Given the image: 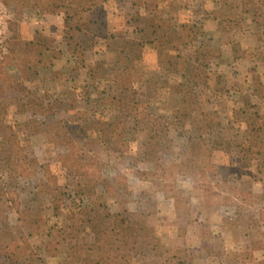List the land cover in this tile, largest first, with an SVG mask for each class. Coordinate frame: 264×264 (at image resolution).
Masks as SVG:
<instances>
[{
  "label": "trees",
  "instance_id": "trees-1",
  "mask_svg": "<svg viewBox=\"0 0 264 264\" xmlns=\"http://www.w3.org/2000/svg\"><path fill=\"white\" fill-rule=\"evenodd\" d=\"M107 1L48 0L44 4L40 0H5L6 5L12 6L11 17L14 20L9 22L8 35L16 42V50L0 61V105L5 108L8 95H13L16 102L11 107L13 122L9 121L10 115L0 113V215H14V221L10 224L9 220L0 217V259L29 250V239L46 234L48 240L35 252L42 257H61L60 264H132L140 258H156L162 264H187L176 255L169 254L160 237L150 236L146 225L138 222L135 214L124 204L115 205L116 210H112L107 203L103 205L98 196L100 189L103 192L106 185L102 171L97 166H90L88 156L73 143L69 144L67 153L58 156L68 173L67 184L63 186H59L48 165L41 164L35 156L26 152L30 142L26 139L28 136L23 135L26 132L31 136L37 134L42 119L51 114V109L40 102L49 98L54 87L52 78L60 74H79L86 70L90 77L94 72L107 77L105 82L112 93L97 101L93 118L78 126L79 131H88L101 142L103 138L115 142L123 141L131 130H141L147 138L145 157L157 163L172 150L176 136L173 133L177 131V135L184 139V151L190 154L180 162L179 169L189 171L193 190L201 194L203 204L234 206L241 210L240 205L253 207L257 199L249 191L244 192L234 184L230 186L228 167L202 161L201 139L196 136L193 122L210 133L220 131V137L212 142L213 150L234 152L241 169L254 167L255 175L264 172V164L258 160L264 156L263 107L254 104L250 96H244L243 107L232 111L231 118L223 125L219 114L205 110L202 103L205 92L220 100L226 91L223 86L218 89L222 77L212 70L210 41L205 38L202 22L206 18L211 19L222 33L234 35L246 22L264 24V0H232L228 11L211 10L202 19L187 23L179 22L176 17L162 20L155 0H130L132 6L140 7L144 13L143 27L138 32V39L110 38L115 42V61L112 65L96 59L105 54V45L102 46L92 33L98 24L95 10ZM227 2L220 0L217 6H226ZM60 10L64 11V20L71 26L64 32L57 48L58 57L48 47L42 34L35 32L26 38L16 36L17 21L23 22L25 19L22 16L27 11L47 18L56 16ZM259 41L263 43V48L258 51V56L264 57V41ZM198 43L195 57L186 56L185 51ZM166 44H176L180 50L169 57L166 66L155 78L147 79L131 55L156 51ZM58 58L68 59L61 71L54 69V61ZM170 84H176L180 89L179 102L169 105L176 130L163 113L154 111L148 103L124 101L115 94V90L134 92L145 85L163 92L165 97L169 94ZM219 91L221 95H218ZM225 95H229L228 91ZM32 178L36 179L37 193L50 195L52 207L44 208L38 200L33 202L35 204L22 207L17 193L5 191V179L16 183ZM102 195L106 196L105 193ZM95 196L102 203V209L98 206L99 216L111 222L108 234L101 230L99 221H84L81 212L65 210L66 200L82 206ZM173 202L175 209L183 203L178 196H174ZM258 216L259 221L264 222V208L258 209ZM69 221L72 222L69 224ZM200 228L201 249L208 251L214 260H222L225 247L221 235L206 222H202ZM90 233L95 240L88 246L89 256L82 258L78 248ZM107 237H113L118 245L126 248L127 254L100 257L98 253L102 251ZM259 250L261 243L252 241L237 258L241 259V264H264V260L257 261L251 253Z\"/></svg>",
  "mask_w": 264,
  "mask_h": 264
},
{
  "label": "rangeland",
  "instance_id": "rangeland-1",
  "mask_svg": "<svg viewBox=\"0 0 264 264\" xmlns=\"http://www.w3.org/2000/svg\"><path fill=\"white\" fill-rule=\"evenodd\" d=\"M46 4L48 0H40ZM220 0H155L159 16L162 20L173 17L181 23L203 18L211 10L228 11L232 0L226 6L219 5ZM12 6L5 0H0V12L5 20L6 31L0 39V61L16 50V42L8 35V27ZM56 16L42 18L36 12L27 11L22 21H17L16 36L26 38L35 32L42 34L47 45L58 57L57 48L61 44L64 32L71 26L65 22L63 10L57 11ZM97 27L92 33L97 36L102 46L105 45V54L97 56L106 64L112 65L115 61V42L112 36L139 38V30L143 27L144 13L140 7H134L130 0H108L95 10ZM14 23V22H12ZM205 38L210 41V55L212 70L222 78L221 85L228 91L220 100H215L211 93L202 94V103L205 110L216 111L223 125L231 118L232 111L243 107L244 96H250L251 101L264 109V57H259V50L264 41V24L244 23L234 35H225L217 23L211 19H204ZM263 35V36H262ZM191 45L185 55L193 59L195 48ZM176 44H166L162 49L152 52H136L131 55L139 68L146 74L147 79L155 78L161 68L166 66L170 56L179 51ZM69 59V57H67ZM67 58L56 59L54 69L61 71ZM33 60V57L29 58ZM70 62H74L71 60ZM53 91L47 100L40 104L51 109V114L42 119L38 133L31 136L28 132L30 146L26 149L29 155L35 156L41 164L50 167V172L57 178L59 186L67 184V170L63 168L58 156L67 153L70 143L88 156L90 166H97L102 172L105 184L103 192H99L103 205L116 210L117 204L124 206L135 214L138 222L146 225L150 236L160 237L162 244L169 254L176 255L187 264H241L237 255L244 252L250 242L261 243V250L251 251L257 261L264 260V222L259 221L258 209L264 208V172L255 175L254 167L243 170L234 152L213 150L212 142L218 137L219 130L207 132L198 123L193 122L196 136L200 137L202 145V161L229 168L230 186L236 185L244 192H251L257 199L253 207L242 204L241 210L234 206H209L201 202L198 191L193 190L189 171L179 169L182 160L190 154L184 151V139L175 134L172 150L162 157L159 163L145 157L146 134L141 130H131L123 141H112L103 138L102 142L88 131H79L84 121L92 119L93 110L98 100L112 93L100 73H93L90 77L86 70L79 74L55 76ZM219 86V85H218ZM151 87V86H150ZM75 89V90H74ZM167 95L156 89L139 86L134 92L115 90L118 98L128 102H146L154 111L163 113L167 121L173 124V113L170 104L179 102L180 89L176 84H170ZM221 92H218V95ZM16 102L13 95L6 98L5 108L0 105V113H6L9 121L13 122V108ZM11 110V111H10ZM153 159V158H152ZM264 164V156L258 159ZM255 175V177H254ZM5 191L18 194L22 207L35 204L38 200L44 208L52 207L49 194H39L36 179L20 180L16 183L9 179L4 180ZM243 186H240V184ZM247 185V186H245ZM174 188V189H173ZM105 193V197L102 195ZM177 195H176V194ZM208 194V193H207ZM40 195V196H39ZM98 196L82 206L77 202L65 201L66 212H81L82 220H97L101 230L108 234L111 222L99 216L102 203ZM178 196L182 204L175 209L173 198ZM37 203V202H36ZM26 204V205H25ZM199 212L201 214H199ZM2 220L14 221V215H0ZM72 222V221H71ZM69 221V224L71 223ZM206 222L213 231L218 232L224 242L225 256L222 260H214L208 251L200 247V224ZM46 234L29 239L31 248L19 251L8 259H0V264H60V258L42 257L35 252L44 241ZM95 240L93 234H87L81 246L79 255L89 256L88 246ZM127 254L124 247L118 245L113 237H107L100 257H121ZM119 260V259H118ZM132 264H162L156 258L135 259Z\"/></svg>",
  "mask_w": 264,
  "mask_h": 264
},
{
  "label": "built area",
  "instance_id": "built-area-1",
  "mask_svg": "<svg viewBox=\"0 0 264 264\" xmlns=\"http://www.w3.org/2000/svg\"><path fill=\"white\" fill-rule=\"evenodd\" d=\"M5 31H6L5 20H4V17L2 16V13L0 12V39L4 35ZM0 42H1V40H0ZM0 47H2V46H0Z\"/></svg>",
  "mask_w": 264,
  "mask_h": 264
}]
</instances>
